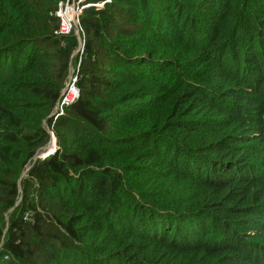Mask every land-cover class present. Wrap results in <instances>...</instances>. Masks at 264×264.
Here are the masks:
<instances>
[{
	"label": "trees",
	"instance_id": "trees-1",
	"mask_svg": "<svg viewBox=\"0 0 264 264\" xmlns=\"http://www.w3.org/2000/svg\"><path fill=\"white\" fill-rule=\"evenodd\" d=\"M60 1L0 0V264H264V0L85 9L53 119Z\"/></svg>",
	"mask_w": 264,
	"mask_h": 264
},
{
	"label": "built area",
	"instance_id": "built-area-1",
	"mask_svg": "<svg viewBox=\"0 0 264 264\" xmlns=\"http://www.w3.org/2000/svg\"><path fill=\"white\" fill-rule=\"evenodd\" d=\"M112 0H103L100 2H89L88 0H64L60 1L55 10V17L58 19V31L56 34L61 36H68L73 34L76 36L78 41V47L73 54L80 56L83 52L84 41L81 37L82 28L80 25V17L83 11L89 7L96 9L103 8L106 4H109ZM67 81L65 82L64 89L58 101L55 103L50 117L57 119L59 116L64 114L65 109L73 104L79 97V91L77 89V73L79 70L80 60L75 62L74 67L72 62L70 64ZM50 133V132H49Z\"/></svg>",
	"mask_w": 264,
	"mask_h": 264
},
{
	"label": "clouds",
	"instance_id": "clouds-1",
	"mask_svg": "<svg viewBox=\"0 0 264 264\" xmlns=\"http://www.w3.org/2000/svg\"><path fill=\"white\" fill-rule=\"evenodd\" d=\"M89 1V0H88ZM103 1V0H102ZM98 2H100V1H98ZM92 3H94V2H92ZM111 3V2H110ZM107 5V4H106ZM76 51V50H75ZM74 54V53H73ZM78 55H76L75 56V58L73 57V55H72V57H71V62H72V64L74 65L75 64V62H77V60H78ZM74 62V63H73ZM71 64V63H70ZM71 66V65H70ZM49 118H50V115H49ZM45 123L46 122H44V127H45V130H46V132L48 133V135L50 136V140L52 141V140H54V143L56 144V139H55V137H54V134L52 133V131H51V129H49V127L47 126V125H45ZM50 132V133H49ZM54 145V144H53ZM46 148H42L41 150L42 151H44L43 152V154H41V157H39V158H35L37 155H35V157H34V160H36V159H44V158H46V157H48V156H50V155H52V154H54L55 153V151H56V149H57V146H54V149H53V151H51L52 153H49L48 151H47V149L45 150ZM46 153V154H45ZM38 154V153H37ZM47 155V156H45V157H43V155Z\"/></svg>",
	"mask_w": 264,
	"mask_h": 264
},
{
	"label": "rangeland",
	"instance_id": "rangeland-1",
	"mask_svg": "<svg viewBox=\"0 0 264 264\" xmlns=\"http://www.w3.org/2000/svg\"><path fill=\"white\" fill-rule=\"evenodd\" d=\"M73 63H74V62H73ZM72 66L74 67L73 64H72ZM70 72H72V69L70 70ZM70 72H69V73H70ZM45 125H47V124L45 123ZM53 142H54V140L51 141V140L49 139L48 144H47L45 147H43V148H48V150H51L52 147H53V144H54ZM48 150H47V151H48ZM43 152H44V151L40 150L35 158H39V157H41V154H43Z\"/></svg>",
	"mask_w": 264,
	"mask_h": 264
},
{
	"label": "bare ground",
	"instance_id": "bare-ground-1",
	"mask_svg": "<svg viewBox=\"0 0 264 264\" xmlns=\"http://www.w3.org/2000/svg\"><path fill=\"white\" fill-rule=\"evenodd\" d=\"M53 143H54V142H53ZM54 144H55V143H54ZM53 148H54V145H53L52 149H53ZM52 149H51V150H52ZM49 151H50V150H48V152H49ZM45 154H46V153H45Z\"/></svg>",
	"mask_w": 264,
	"mask_h": 264
},
{
	"label": "water",
	"instance_id": "water-1",
	"mask_svg": "<svg viewBox=\"0 0 264 264\" xmlns=\"http://www.w3.org/2000/svg\"><path fill=\"white\" fill-rule=\"evenodd\" d=\"M46 149L48 150V148H46ZM46 149H45V150H46ZM23 175H24V174H23Z\"/></svg>",
	"mask_w": 264,
	"mask_h": 264
}]
</instances>
